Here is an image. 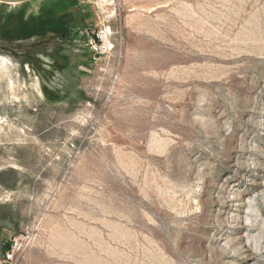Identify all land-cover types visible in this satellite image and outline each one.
Segmentation results:
<instances>
[{
  "label": "rangeland",
  "instance_id": "1",
  "mask_svg": "<svg viewBox=\"0 0 264 264\" xmlns=\"http://www.w3.org/2000/svg\"><path fill=\"white\" fill-rule=\"evenodd\" d=\"M0 116V264H264V0L0 1Z\"/></svg>",
  "mask_w": 264,
  "mask_h": 264
},
{
  "label": "built area",
  "instance_id": "2",
  "mask_svg": "<svg viewBox=\"0 0 264 264\" xmlns=\"http://www.w3.org/2000/svg\"><path fill=\"white\" fill-rule=\"evenodd\" d=\"M107 41H108L107 31L104 29H100L97 33H95L92 36V39L90 41L92 51H94L95 53H103L106 50H109ZM0 118H1V116H0ZM18 249H19V246L16 243L12 247V252L14 253V252L18 251ZM13 257H14L13 254H7L6 260L12 261Z\"/></svg>",
  "mask_w": 264,
  "mask_h": 264
},
{
  "label": "crops",
  "instance_id": "3",
  "mask_svg": "<svg viewBox=\"0 0 264 264\" xmlns=\"http://www.w3.org/2000/svg\"><path fill=\"white\" fill-rule=\"evenodd\" d=\"M0 1H4V2H12V3H17V2H33L35 0H0Z\"/></svg>",
  "mask_w": 264,
  "mask_h": 264
}]
</instances>
